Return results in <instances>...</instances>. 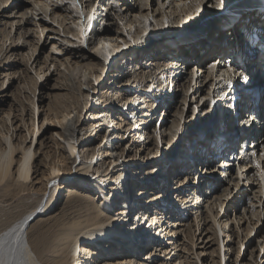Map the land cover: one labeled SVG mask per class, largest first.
Returning a JSON list of instances; mask_svg holds the SVG:
<instances>
[{"label": "rangeland", "instance_id": "rangeland-1", "mask_svg": "<svg viewBox=\"0 0 264 264\" xmlns=\"http://www.w3.org/2000/svg\"><path fill=\"white\" fill-rule=\"evenodd\" d=\"M134 2L139 6L137 13L130 12L124 14L123 20L119 19L114 11L112 12V19L109 22L106 19L103 20V17L107 18L108 10L106 7L99 8L98 15L100 20L97 23L95 22L94 27L99 29L104 25L112 26L116 30L115 36L119 35V43H122L120 49L127 45L124 50H119L118 53H121L118 54V57L113 58L111 63L107 62L104 66V60L96 49L97 38L94 35L95 33L89 34V38L85 41L78 39L77 31L79 28L76 25V17L79 15L78 12L82 11L79 0H43V2L39 3H36L35 0H0V61L6 55H10L8 61L0 62V150L6 145L3 137L7 132L12 137V141L17 148L28 144L33 149H37L35 159L39 167L37 179L31 183L33 185L32 189L27 190L22 196H18L14 200L13 198L9 199L8 197L7 199L6 196L5 198L0 196V227L33 206L40 198L44 202H47V211L44 214L41 212L39 216V219H45L61 213L64 202L69 198L67 197L69 189H72L71 191L76 190V193L85 196L88 191L78 182L80 176L75 172V166L80 160L87 161L86 157L91 151L94 153L93 160L96 159L99 162L104 160V163L99 168L100 170L107 168L111 170L115 163L120 164L122 161H132L134 163L140 160V154L141 158L145 157V161L161 160L165 157V168L169 166L173 168V165L179 161L178 158H181L183 151L192 149L191 151L193 152L196 147H200V142L204 139V135L201 136V141L195 142L193 139L195 130L190 131V128H194L200 123H198V114L196 115L195 111L201 107L202 98L200 99V96H196L195 98L188 97V92H192L190 88L192 86L191 81H189L185 100L183 93L181 95L178 94L180 93L179 87L175 88L173 83L165 81L162 85L167 86V88L160 94L158 100L161 99V96H165L160 100L159 104H162L164 99H166L165 103L167 104L170 99L171 103H173V108L169 109V113L163 115V111L160 110L162 107L159 106L157 112L155 111L156 109L153 110L156 113L152 120H149L150 117L149 119L145 117L146 122L151 124L150 129L153 136L151 147L155 150L156 146L158 147L155 154H151L149 151L142 152L143 147L135 148V144L144 140V136L139 137L137 133L135 134L136 130L131 131V133L125 132L121 139L120 135L123 134L124 128L119 130L118 119H114V122L110 124H113V126H109L111 131L113 129V132H111L113 136L109 139L108 131L104 130L107 124L102 125V122H98L102 119L100 114L97 113L100 105L113 104L118 109L119 115L127 118L126 121L129 119L131 124L136 117L133 118V115L129 114L128 110H126L128 104H134L131 108L135 107L137 111L140 107L141 109H145L143 111L150 109L146 106V101L142 102L141 99H137L135 103L132 100L128 101L130 103L125 101L127 99L125 98L126 95L130 94L129 89L133 86L127 81L128 76L133 78L136 75H142V73H152L150 68H153L154 65L146 62L151 58L156 59V52L160 56L157 57L158 59L168 60L175 58L174 54H178L181 49L175 50L174 43L169 42L168 35L170 33L167 32V27L162 33H156L158 37L153 36V40H151L152 38H150L151 41L145 40V33L149 29L151 30L150 32L153 30L157 31L162 22L165 23L163 24L164 27L167 25V22L171 26L179 23L181 27L178 30L179 32L182 30L180 33L191 30L193 35H197L201 32L202 25L214 20L215 13L218 14L221 11L220 9L225 7L224 5L219 10H212L214 12L209 14L203 11L204 2L201 4V0H176L173 3H171L172 0H117L118 7L121 9L124 7V10L128 8V5L125 3H128L130 6ZM107 3H109V0ZM216 3L219 4L217 1ZM12 5L13 7L9 8ZM99 6L100 4L96 2L93 13L98 11ZM23 12L26 13L23 15ZM144 13H146L149 19L146 22L147 30L139 34L137 32L140 25L139 20L143 21L145 19V17L141 16ZM193 17H196V22L193 20ZM132 20V26L124 25L126 21ZM225 29L227 33L229 28L225 26ZM124 40L127 42L126 45L123 44ZM226 40L227 38H223L222 42L228 43ZM179 41L184 44V48H188L186 47V43H189L190 40L185 39L184 35H182ZM168 44H170L169 48L173 49H168ZM177 47L179 48L180 44ZM14 50L15 53H12ZM169 50H172L174 54H169ZM77 52L84 53L87 57L93 59V68H87L84 64L86 61H83V58H80ZM165 54L168 56L165 57ZM197 58L194 70L202 78L204 77L203 75L210 73L208 68L211 65L206 64L213 57L208 58L204 62L201 61V56ZM11 62L15 64L10 65ZM136 64L139 67L137 73L135 72ZM203 66H205L206 73H204V70L201 72V67ZM140 67L143 69L140 70ZM70 74L71 81L68 79V75L70 76ZM166 76L164 75L162 80L166 79ZM148 79L144 82L146 83ZM214 79L215 77L212 78V81ZM186 81L188 80L186 79ZM148 85L149 87L145 89H148L149 93L151 91L153 93L158 92L155 87L156 84L152 85L149 81ZM134 86L132 89H140L143 88V83H141V87L139 83H135ZM88 88L91 89L90 93L87 92ZM151 98L156 97L151 96ZM138 102L140 103L137 105ZM124 103L127 105H124ZM75 116L79 117L81 127L89 124L92 125L80 133L77 132V137L81 139L82 144L76 145L75 151L71 154L67 148V141L64 139L63 125ZM186 116L191 118L190 121L194 117L192 127L187 128V125H185L184 119ZM207 122L209 123L210 121L207 120ZM162 124L165 126V131L161 135L160 127ZM200 127L201 123L197 129ZM35 137L37 138L35 139ZM126 137H128V143L124 141ZM195 137L196 140H200V137ZM39 138L45 143L43 146L38 145ZM110 141L113 142V147H116L117 154L121 155L118 161H112L113 159H110L106 153L101 154L102 151L108 150V142ZM130 143H133V145L130 146ZM240 146L241 144H238L236 147L241 150ZM171 148L173 150L168 158H166ZM239 149L237 150V156L241 153H239ZM191 153L189 161L192 159V165H194V159L196 158ZM212 153L210 154L212 155ZM17 154L16 158L19 159L21 154ZM226 154L224 152L223 156L220 155V158L225 157V159H229V163L232 165H229L232 169L231 173L238 178L239 189L245 190L248 193L247 199L253 193L257 197L262 196L264 198V179L258 173L264 172V165L263 168L260 167V164L263 163V156L259 159L257 172L252 163L242 164L240 161L236 162L237 159L235 160L234 158L237 156L233 157L232 154H228L227 156ZM213 157L211 156V158ZM231 159H234V161L231 162ZM225 163L228 162L225 161ZM64 165L68 167V171L62 175ZM151 165L147 164L141 168L131 164L127 168V173L122 176V178L124 177L132 182V186L127 189L129 201H131L129 207L128 205L122 206L121 201H118L119 199L107 201V204L111 208L118 209L116 213V216L119 218L117 227L123 236L131 232V229L128 230V226H126L127 223L122 221L123 217L132 209L130 218L135 219L139 216L135 212L136 208L142 205V202L138 200L145 198L146 201L153 197L148 193L136 195L137 188L134 187V184L137 186L145 181H147L146 183L149 182L147 190H151L152 192L159 190L160 192L159 197L155 198L154 201L158 202L159 200V202H164L163 205L167 204V217L165 214L160 223H157L160 219L158 217L156 220L155 218L153 220L155 232L151 234V239L148 236H144L143 241L136 242L139 247L135 245V249L132 250L137 253L136 258H138L137 261L139 263L142 264L146 260H156L157 263L155 264H162L163 262L167 264L168 260H171L174 255L179 254L185 260V263L187 261V264H264V213L260 214V220L255 226L254 223L257 222V216L248 219L251 208L248 205L245 210L246 212L244 211L247 221L245 222L246 218L240 221L238 215L243 213L241 207L245 204L243 200H240L241 207L234 213L235 215L229 214L228 218L224 210L226 204H234L230 201V197L227 198L228 201L226 200L228 203L223 201L220 206L216 205L215 208L213 207L212 211L214 212V209L217 211L214 217V220H218L216 224L213 223L210 214L203 209L204 225L201 230V228H198L200 217L194 222V215L187 216L191 207L188 203L182 206L183 203H181L180 199L182 196L188 195L187 200H191V192L194 190V186L192 184L188 185L184 191L179 192V196H176V194L171 196V194L175 187L181 188L182 183L186 179L193 181L197 175V171L200 170V172L205 173L206 168L204 164H195L193 167L195 169L189 175L186 173V171L188 172L186 165L184 168L182 165L177 166V168L182 167L181 169H176L181 172L179 176L178 172L173 171L170 173L167 170L159 172V174H156L158 171L153 172L149 175V172L152 171ZM135 168H138L137 172L134 171ZM138 174L140 175L139 177ZM176 176L178 177L176 178ZM248 176L251 177L246 179ZM85 177L93 181L96 175L86 173ZM112 181L114 180L112 179ZM107 183L108 179L98 181L102 189H105L108 185ZM158 183L164 185L162 190L156 186ZM259 184H262L261 195L260 193L258 194ZM91 195L96 196L95 198L98 199L96 193L92 192ZM125 209H127V212H125ZM168 212H173L174 215L170 216ZM180 216L183 225L170 224L171 222H180ZM153 217H155V214ZM130 218L127 219V222L130 221ZM147 219L145 218L144 221ZM157 226L158 228L156 229ZM248 229H251V233L247 231ZM230 239L231 243H228ZM205 241L209 242L204 246ZM97 242H93L95 244L93 248L101 253L95 254L89 260L82 259L84 260L83 264H104V261L125 264L123 257L128 255V253L129 255L133 253L129 249L131 246L126 247V249L118 248L114 239H110L103 244ZM228 244L230 245L228 246ZM162 246L163 250H161Z\"/></svg>", "mask_w": 264, "mask_h": 264}, {"label": "bare ground", "instance_id": "bare-ground-1", "mask_svg": "<svg viewBox=\"0 0 264 264\" xmlns=\"http://www.w3.org/2000/svg\"><path fill=\"white\" fill-rule=\"evenodd\" d=\"M175 1L176 0H172L171 3ZM216 1L218 2V0H201V4L204 2L203 11L209 14L214 12L212 10H219L224 5L225 7L220 9L221 11H219L218 14L215 13L214 20L204 23L205 25H202L201 32L197 35H193L191 30L189 32L183 31L180 33L182 30H180V32L178 30L181 27L179 23L171 26L168 22L165 27L163 26L165 23L162 22L157 31L152 29L153 31L150 32L151 30L149 29L145 33V40H150L153 36H157L156 33H162L167 27V32L170 33V35H168L170 39L169 42L174 43L175 50L181 49V53L178 52V54H174L172 50H169V54H174L175 58L168 60L158 59L157 57L159 56V53L156 52V59L151 58L146 62H150V65H154L153 68H150L152 73H142V75H136L133 78L128 76L127 81L133 86L129 89L130 94L126 95L125 98L127 99H125V101L130 103L128 101L132 100V102L135 103L137 99H141L142 102L146 101V106L150 109L143 111L145 109H141L140 107L137 111V108H131L134 104H128L126 110H128L129 114L133 115V118L136 117L132 124L129 122V119L126 121L127 118L123 115H119L118 109L113 104L100 105V108L97 111L102 118L98 122H102V125L107 124L104 127V130L108 131V139L113 136V134H111L113 129L112 131L109 129V126H113V124H110L114 122V119H118L119 130L124 128L123 134L120 135L121 139L125 132L131 133V131L136 130L135 134L137 133L139 137L144 136V140L138 144L134 143L135 148L143 147L142 152L149 151V153L155 154L157 153L158 147L156 146V150L151 147L153 139L150 129L151 124L147 123L145 119H149L150 117L149 120H152L157 109H159V106L162 107L160 110L163 111V115L169 113V109L173 108V103H171L170 99L167 104L165 103L166 99L162 101V104H159L160 100L163 99L165 95L161 96V99L159 100L158 98L167 88V86L162 84L165 81H169V83L171 82V84H174L175 88L179 87L178 90H180V93L178 94L181 95L183 93L185 100L189 81H191L192 86H190V88L192 92H188V97L195 98L196 96H200V99L202 98L201 107L195 111L196 115L198 114V123H201V127L197 129L200 126V123L194 128L192 127L194 117L192 121H190L191 118L186 116L184 123L187 125V128L192 127L190 128V131H193V129L195 130L193 136L195 142L201 141V136L204 135V139L200 142V147H196L192 153L190 152V149H187L185 152L183 151L182 156L180 155L181 158H178L179 161L173 165V168L172 166L165 168V157L161 160L145 161V157L141 158L140 154V160H137L134 163H132V161H122L120 164L115 163L111 170H108V168L100 170L99 168L104 163V160L100 162L96 159L93 160L94 153L92 151L89 152L86 157L87 161L80 160L75 166V172L80 176L78 182L82 184L83 188L86 189L88 193L85 196H81L76 193V190L71 191L72 189H69L67 194V197L69 198L64 202L61 213L45 219H39V216L41 212L44 214L47 211V202H44L41 200L42 198H40L33 206L2 225L0 227V264H83L85 259L89 260L95 254L101 253L93 248V246H95L93 242L99 241L97 243L103 244L110 239L116 241L115 243L118 248L126 249V247L131 246L129 249L130 252L133 253L130 255L128 253V255L123 257L125 264H141L137 261V253L132 250L135 249L134 246L137 245L136 242L139 243V241H143L144 236L150 238L151 234L155 232L153 220L154 218L156 220L158 217L160 219L157 223L161 222L163 216L167 213V204L163 205L164 202H159V200L158 202L154 201L155 198L159 197L160 192L159 190L157 192L147 190L149 182L146 183L147 181H145L137 186L134 184V187L137 188L136 195L148 193L153 197L146 201L145 198H140L138 200L142 202V205L137 206V210H134H136L135 212L138 213L137 215L139 216L135 219H131V209V211L122 219V221L127 223L126 226H128V230L131 229V232L126 235L124 234L125 237L120 233L117 227L119 218L116 216L118 209L111 208V206L107 204V201L112 199L116 201L119 199L118 201H121L120 203L122 206H130V198L127 189L132 186V182L124 177L122 178V176L127 173V168L130 167L131 164L141 168L147 164H152V171L149 172V175L153 172L158 171L156 174H159V172L167 170L170 173L173 171L178 172L179 176L181 172L176 169L184 168L186 165V170H188L186 173L189 175V173L195 169L193 168L194 165L200 160L199 163L201 164L203 162L205 165V173L200 172V170L197 171V175L193 181L186 179L185 182L183 181L184 183L181 182V188L178 186L175 187L171 194V196H174L175 194L176 196H179V192L181 193V191H184L188 185L192 184L194 186V190L191 188L193 190L191 192V200H187L188 195H184L181 198L179 197L181 203H183L182 206L188 203L191 207L187 216L194 215V222L200 217L198 228H201L202 230V226L204 225L202 212L203 209H205L213 219V223L216 224L218 223V220H214V217L217 211L214 209L213 212V207L215 208L216 205L220 206L223 201H226L227 198L231 197L230 201L234 204L230 205L227 202L228 200L226 201L228 204H226L224 210L225 215L228 218L229 214L235 215L234 213L237 212L242 205L240 200H243L245 203L241 207L243 213L240 214L242 216L238 215V219L241 221L246 218L245 222L247 221L245 210L249 205L251 208L248 219L257 216V222L254 223L256 226L260 220V214L264 213V198H262V196L257 197V195L253 193L251 197L247 199L248 193L245 190L239 189L238 178L231 173L232 165L229 163V159H225V157L220 158V155L223 156V153L226 152L227 156L228 154H232L233 157L237 156V150L239 148L236 146L241 144V150L239 149V153H241L234 158L235 160L237 159L236 162L240 161L242 164L248 162L252 163V165L255 166L254 169L258 172L259 159L263 156V163L260 164V167L263 168L264 165V154H262L264 153V56L256 46L249 45L251 40L255 37L259 38L261 42L264 41V0H224L222 6L217 4ZM35 2L39 3L43 2V0H35ZM79 2L82 5H80L82 11L78 12L79 15L76 17V25L77 28H79L77 31L78 39L85 41L89 38V34L95 33L94 35L97 38L96 49L100 56H102L105 66L107 62L111 63L113 58L119 56L118 54L121 53H118L119 50H124V48L127 47V42L124 40L123 44H125L126 47L120 49L122 43H119V35L117 37L115 36L116 30L112 26L104 25L99 29L94 27L95 22L97 23L100 20L98 15L99 8H107L108 15L107 18L103 17V20L106 19V21L109 22L112 19L113 11L119 19H122L125 17L123 16L124 14L130 12L137 13L139 6L135 2L130 6L128 3H125L128 5V8L124 10V7L123 9L118 7L117 0H109V3H107L108 0H79ZM96 2H98L100 6L97 9L98 11L93 13V8H95L94 6L96 5ZM11 7H13V5L9 8ZM122 10L124 11L122 12ZM25 13L26 12H23V15ZM141 16L145 17V19L143 21L139 20L140 25L137 30L139 34L147 30L146 22L149 20L146 13ZM193 18L196 22V17ZM132 24L133 20L124 23L125 26H132ZM225 26L229 28L227 33ZM89 31L91 32L89 33ZM154 31L155 33H153ZM182 35H184L185 39L187 38L190 40L189 43H186L187 46L185 45L188 48H184V44L179 41L180 38H182ZM223 38H227L226 42L228 43H223ZM151 40H153V38ZM252 43L254 42L252 41ZM170 44H168V49H173L169 48ZM178 44H180L179 48L177 47ZM12 53H15V50ZM78 53L80 58H83V61H86L84 63L85 66H87V68H93V59L87 57L84 53L77 52V54ZM167 56L168 55L165 54V57ZM200 56L201 61L203 62L208 58L213 57L206 64L211 65V67L208 68L210 73L203 75L204 77L202 78H200V75L196 74L197 72L194 70L197 61L193 63L195 59L197 60V57ZM9 59L10 55H6L0 62H6ZM12 64L15 63L11 62L10 65ZM205 66L201 67V72L204 70V73H206L204 69ZM138 68L139 67L136 64V73ZM239 68L242 69L239 70ZM141 69L143 68L140 67V70ZM189 69L191 70L189 71ZM164 75H167L166 79L162 80ZM212 75L215 77L214 81H212ZM245 76H247V80L243 78ZM68 79L71 81V74L70 76L68 75ZM146 79L148 80L145 83L144 81ZM186 79L188 81H186ZM216 79H218V81H216ZM149 81L152 85L156 84L155 87L158 90L157 93H153L152 91L149 93L148 89H145L149 87ZM135 83H139L140 87L141 83H143V88H137L136 90L132 89L135 87ZM255 91L259 94L257 100L250 98ZM87 92L90 93L91 89L88 88ZM233 94L237 95V100L234 106H232L229 101ZM151 96H155L157 99H152ZM139 103L140 102H138L137 105ZM124 105L127 104L124 103ZM207 120L210 122L208 123ZM136 124L137 126H135ZM140 124L143 125L140 126ZM91 125L92 124L81 127V121L78 116L69 119L63 125L64 139L67 141V148L71 154L75 151L76 145L79 146L82 144L81 139L77 137L78 133L84 129L90 128ZM131 127L132 129H130ZM163 131H165V126L162 124L160 127L161 135ZM199 134L201 135L199 136ZM180 136L182 137V135ZM195 136L200 137V140H196ZM36 138L37 137H35V139ZM3 141L6 145L0 150V196H3L4 198L6 196L7 199L9 197V199L13 198L14 200V198L22 196L27 190L32 189L31 187L33 185H31V183L37 179V174L39 172L38 163L35 159L37 149H33L32 146L28 144L21 145L20 148H17L12 141V137L9 136L7 132L4 134ZM124 141L128 143V137H126ZM43 144L45 143L39 138L38 145L43 146ZM131 145H133V143H130V146ZM108 146V150L106 149L102 151L101 154L106 153L110 159H113L112 161H118L121 158V155H118L119 153L117 154V151L115 150L116 147H113V142H108ZM172 150L173 149L171 148L167 156L165 155L166 158H168ZM211 152H213L212 155L210 154ZM17 153L21 154L19 159L16 158L18 155ZM190 153L196 158L194 159V165H192V159L189 161L191 158ZM209 155L214 157L211 158ZM234 159H231V162L234 161ZM225 161L228 163H225ZM181 165L182 167L177 168V166ZM137 169L138 168H135L134 171L137 172ZM66 171H68V167L64 165L62 175H64ZM86 173L95 174V179L90 181L85 177ZM258 173L259 175H262V178L264 179V172L262 171ZM15 176H17V178H15ZM139 176L140 175L138 174V177ZM178 176H176V178ZM111 177L114 181L110 179ZM250 177L251 176H248L246 179H249ZM107 179L108 185L105 189H102L101 185L98 184V181H105ZM156 186L160 187V190H162L164 185L158 183ZM261 186L262 184H259L258 194L260 193V195L262 193ZM92 192L98 195V199L95 198L96 196L91 195ZM230 193H232V195H230ZM125 212H127V209H125ZM168 213H170V216L174 215L173 212ZM154 214L155 217H153ZM128 218H130L129 222H127ZM145 218L148 219L144 221ZM170 224H178V226L183 225L181 216L180 222H171ZM157 228L158 226L156 229ZM142 229L143 231L141 232ZM247 231L251 233V229H248ZM125 239L127 240L126 242ZM208 242L209 241H205L204 246ZM229 242L231 243V239L228 243ZM229 245L230 244H228V246ZM163 249L162 246L161 250ZM104 262V264H124L120 262ZM155 263H157L156 260H146L145 262H142V264ZM166 263L187 264V261L185 263V260L178 254L174 255L171 260H168ZM162 264L165 263L163 262Z\"/></svg>", "mask_w": 264, "mask_h": 264}, {"label": "snow or ice", "instance_id": "snow-or-ice-1", "mask_svg": "<svg viewBox=\"0 0 264 264\" xmlns=\"http://www.w3.org/2000/svg\"><path fill=\"white\" fill-rule=\"evenodd\" d=\"M218 3L222 6L224 4V0H218ZM245 80H247V76L243 77ZM264 154V153H262Z\"/></svg>", "mask_w": 264, "mask_h": 264}]
</instances>
